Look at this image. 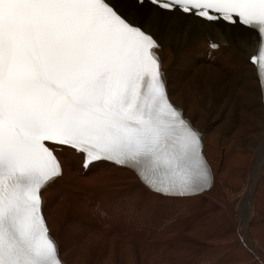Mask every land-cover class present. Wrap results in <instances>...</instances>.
<instances>
[{"label": "snow or ice", "instance_id": "6c2138e0", "mask_svg": "<svg viewBox=\"0 0 264 264\" xmlns=\"http://www.w3.org/2000/svg\"><path fill=\"white\" fill-rule=\"evenodd\" d=\"M192 29L255 44L254 102L242 84L215 107L181 98L160 53ZM249 106L264 117V0H0V264H66L48 220L66 169L129 172L139 191L115 209L125 220L219 214L242 236L244 215L216 195L205 138ZM262 181L264 151L250 191ZM79 211L60 204L54 223L77 231ZM243 248V264H264V244Z\"/></svg>", "mask_w": 264, "mask_h": 264}, {"label": "bare ground", "instance_id": "6f19581e", "mask_svg": "<svg viewBox=\"0 0 264 264\" xmlns=\"http://www.w3.org/2000/svg\"><path fill=\"white\" fill-rule=\"evenodd\" d=\"M211 41L220 46L215 55ZM164 45L160 55L171 86L190 108L201 100L212 102L213 107L223 103L234 84H242L254 102L258 83L249 62L254 43L237 45L227 33L192 29ZM205 145L213 170H218L216 195L232 213L244 215L242 236L233 232L228 217L219 214L187 217L186 221L125 220L115 209L126 207L139 191L129 172L109 169L81 177L66 169L63 200H57L48 213L61 258L66 264H187L195 252L212 264H243L244 243L264 244V181L249 189V167L264 151V117L252 106L248 112L237 111L234 121L226 120L210 131ZM105 197L111 198L113 206L105 204ZM49 199H56L55 194ZM60 204L80 210L75 217L82 225L79 230L54 223ZM101 206L106 215H98Z\"/></svg>", "mask_w": 264, "mask_h": 264}, {"label": "rangeland", "instance_id": "374dc122", "mask_svg": "<svg viewBox=\"0 0 264 264\" xmlns=\"http://www.w3.org/2000/svg\"><path fill=\"white\" fill-rule=\"evenodd\" d=\"M212 31H214V30H212ZM182 221H186V218L182 219ZM236 237H237V236H236Z\"/></svg>", "mask_w": 264, "mask_h": 264}]
</instances>
